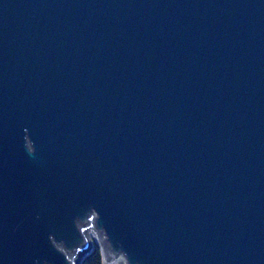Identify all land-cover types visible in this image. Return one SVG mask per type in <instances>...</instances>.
Returning <instances> with one entry per match:
<instances>
[{
    "label": "water",
    "instance_id": "water-1",
    "mask_svg": "<svg viewBox=\"0 0 264 264\" xmlns=\"http://www.w3.org/2000/svg\"><path fill=\"white\" fill-rule=\"evenodd\" d=\"M93 240L264 264V0H0V264Z\"/></svg>",
    "mask_w": 264,
    "mask_h": 264
},
{
    "label": "trees",
    "instance_id": "trees-1",
    "mask_svg": "<svg viewBox=\"0 0 264 264\" xmlns=\"http://www.w3.org/2000/svg\"><path fill=\"white\" fill-rule=\"evenodd\" d=\"M80 264H103L99 244L94 242L93 248L83 255Z\"/></svg>",
    "mask_w": 264,
    "mask_h": 264
},
{
    "label": "rangeland",
    "instance_id": "rangeland-1",
    "mask_svg": "<svg viewBox=\"0 0 264 264\" xmlns=\"http://www.w3.org/2000/svg\"><path fill=\"white\" fill-rule=\"evenodd\" d=\"M90 233V232H89ZM91 234V233H90ZM93 243H94V240H93ZM98 244V243H97Z\"/></svg>",
    "mask_w": 264,
    "mask_h": 264
}]
</instances>
